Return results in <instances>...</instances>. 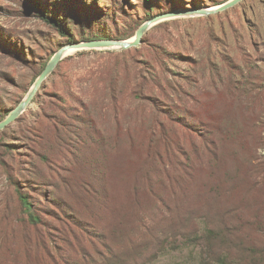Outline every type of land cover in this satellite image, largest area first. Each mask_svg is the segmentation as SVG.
Here are the masks:
<instances>
[{"label": "rangeland", "instance_id": "1", "mask_svg": "<svg viewBox=\"0 0 264 264\" xmlns=\"http://www.w3.org/2000/svg\"><path fill=\"white\" fill-rule=\"evenodd\" d=\"M228 1L0 0V122L63 46ZM0 264H264V0L66 56L0 131Z\"/></svg>", "mask_w": 264, "mask_h": 264}, {"label": "water", "instance_id": "2", "mask_svg": "<svg viewBox=\"0 0 264 264\" xmlns=\"http://www.w3.org/2000/svg\"><path fill=\"white\" fill-rule=\"evenodd\" d=\"M243 0H230L214 10L207 9H195L188 13H184L181 11H171L168 13H164L158 15L157 17L145 22L137 31L136 35L132 39L125 40H110V39H102V40H91V41H81L74 42L69 45L63 46L56 54L51 58L48 62L46 68L39 75L37 80L35 81L33 87L31 88L28 95L24 98V100L3 120L0 122V131L4 130L11 123L17 120L31 105L33 99L38 93L40 87L43 82L53 73L57 65L64 59L66 56L73 52L83 51V50H117V51H127L133 48H138L142 42L143 37L147 34V32L155 25L160 24L164 21L185 17V16H208L211 14H215L218 12H224L239 3Z\"/></svg>", "mask_w": 264, "mask_h": 264}, {"label": "trees", "instance_id": "3", "mask_svg": "<svg viewBox=\"0 0 264 264\" xmlns=\"http://www.w3.org/2000/svg\"><path fill=\"white\" fill-rule=\"evenodd\" d=\"M37 7V9L38 10H41L40 9V7H39V5H37L36 6ZM41 15L45 18V19H49V18H47L46 16H45V13L41 10ZM50 21H51V23H53L54 25L56 24V22L54 21V20H51L50 19ZM125 40V39H124ZM71 42H73V41H71ZM47 66V65H46ZM46 66H45V68H46ZM44 68V69H45ZM42 73V72H41ZM135 80L136 81H139L140 80V78H142V76H141V72L140 71H137L136 72V74H135ZM45 82V81H44ZM43 82V83H44ZM43 85V84H42ZM137 86V90L138 91H141V90H146L147 88V86H145V85H143L142 87L141 86H139V85H136ZM41 88V87H40ZM40 90V89H39ZM148 91V90H147ZM39 92V91H38ZM38 94V93H37ZM36 94V95H37ZM36 97V96H35ZM35 99V98H34ZM33 99V100H34ZM33 102V101H32ZM154 115H155V113H154ZM155 120H156V123L157 124H159V122H160V116L159 115H155ZM16 121V120H15ZM14 121V122H15ZM12 124V123H11ZM20 199H21V203H22V206H23V210L26 212V213H29V218H28V223L30 224V225H36V224H38L39 223V217L37 216V215H35V213L34 212H32V208H33V204L29 201V199H28V197L27 196H24V195H21L20 196ZM207 232H209L210 233V231H203V233H202V235L200 236L202 239H200L201 241H209V240H211V237H207Z\"/></svg>", "mask_w": 264, "mask_h": 264}, {"label": "bare ground", "instance_id": "4", "mask_svg": "<svg viewBox=\"0 0 264 264\" xmlns=\"http://www.w3.org/2000/svg\"><path fill=\"white\" fill-rule=\"evenodd\" d=\"M214 9H217V8H214ZM214 9H212V10H214Z\"/></svg>", "mask_w": 264, "mask_h": 264}]
</instances>
